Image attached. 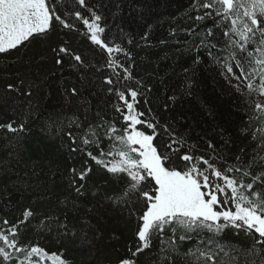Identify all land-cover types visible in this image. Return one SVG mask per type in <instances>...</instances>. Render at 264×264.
I'll return each instance as SVG.
<instances>
[{
	"label": "snow or ice",
	"instance_id": "obj_1",
	"mask_svg": "<svg viewBox=\"0 0 264 264\" xmlns=\"http://www.w3.org/2000/svg\"><path fill=\"white\" fill-rule=\"evenodd\" d=\"M183 16L187 27H171L169 35L187 46L182 52L193 66L217 65L228 85L244 97L252 114L247 116L249 127L240 132L248 135L251 123L258 124L249 137L253 147L233 151L235 145L219 125L199 127L185 116L180 117L182 124L171 118L161 122L159 111L151 107L153 88L134 73L133 49L156 47L150 39L153 25L134 0H0V58L11 60L34 43L47 44L49 51L41 59H52L58 68L68 61L77 74L78 86L63 89L65 104L82 97L100 73L99 87L111 98L113 110L111 116L94 111L83 98L70 115L44 119L45 135H59L62 147L86 159L80 168L70 169L66 194L56 198L54 210L33 206L48 200L45 194L9 219L20 203L12 191L23 196L33 188L29 173L14 170L12 164L22 159L31 122L41 114L31 99L33 81L17 73L15 82L3 85L0 102L7 106L9 100L24 97V106L13 105V115L0 123V264H76L69 247L91 250L100 238L88 215L80 213L89 195L135 219L134 239L115 264H140L142 257L147 264H264V0H189ZM131 20L143 30L129 31L126 21ZM58 33L65 38L50 43ZM72 33L105 54L103 66L72 47ZM183 71L184 82L167 96L172 106L192 95L195 73ZM148 75L163 85L168 71ZM161 109L168 111L169 103ZM92 163L121 190L90 189ZM13 172L15 180L9 175ZM227 229L237 236L243 232L251 242L224 241ZM41 240L55 243L57 250L50 251Z\"/></svg>",
	"mask_w": 264,
	"mask_h": 264
},
{
	"label": "trees",
	"instance_id": "obj_2",
	"mask_svg": "<svg viewBox=\"0 0 264 264\" xmlns=\"http://www.w3.org/2000/svg\"><path fill=\"white\" fill-rule=\"evenodd\" d=\"M144 7L147 21L153 25L151 41L156 47L151 49H133L136 56V67L134 73L137 78L143 77L153 92L150 95L153 111H159L161 122L169 118L175 120L177 124H182L181 116H185L191 122L195 119L199 127L209 128L219 125L225 131L228 138L235 145L233 151H237L242 146L251 148L254 144L249 143L252 130L258 127L256 122L251 123L248 135H241V128H248L247 116L252 113L245 103L244 97L240 96L235 89L231 88L221 69L210 62H204L193 66L191 60L182 50L187 46L177 44L174 38L169 35L171 27H187L186 17L183 16L188 7L189 0H134ZM128 9H125L127 16ZM135 15V14H133ZM127 28L133 33L141 32L142 26L136 20L126 21ZM82 27V26H81ZM66 31V30H65ZM65 37L59 33L54 35L50 43L56 44ZM161 39L168 43L160 45ZM179 39H184L181 33ZM72 47L88 57L98 67L103 66L105 54L95 46L90 45L86 37L71 34ZM191 39L189 40V45ZM49 51L47 44L34 43L28 49H24L14 55L11 60L0 58V93L3 85L8 82H15L16 74L20 73L33 81L36 87L33 88L35 95L31 98L33 104L38 105L41 114L39 118L31 122V132L23 142L21 149L22 159L19 164L13 161L12 167L21 173H29V182L33 188L23 193L12 191V198L19 199L17 208L10 210L8 218L14 219L19 215L20 210L32 203V201L45 194L48 200H37L34 207L44 210L55 209L56 198L65 195L70 169L80 168L85 156L70 154L66 147L61 146V137L56 135L51 138L41 131L44 119L51 115L53 118L61 115H70L83 104V98L91 101L93 110L107 112L109 116L113 114L110 100L105 93L101 92V81L98 79L100 73L96 74V84L91 88H86L82 92V97L73 98L71 105H66L63 99V89L76 84L78 86L77 74L69 67L66 61L62 68H58L52 59H41ZM165 55L168 59H162ZM15 61V62H13ZM5 64L9 66L4 67ZM184 68L189 69L191 75V96L182 98L175 106L167 101V96L172 94V90L184 82ZM105 72L110 70L104 68ZM168 75L164 76L165 71ZM159 72L164 76L165 83L162 85L158 80L153 79L148 74ZM165 87L167 92L165 93ZM96 92V95H92ZM24 97L9 100L8 105L0 102V123H6L13 115L12 106L20 104L24 106ZM169 103V110L161 109L162 103ZM211 113V115H209ZM16 115L20 118V110ZM259 135V133H257ZM3 155V153H0ZM74 157V158H73ZM91 163V162H90ZM94 172L88 181L89 188L94 190L99 187L102 192L116 193L121 189L117 184L108 179L107 174L99 169L94 163L91 164ZM33 172L35 175H33ZM12 180L16 179L15 173L9 174ZM88 208L92 211L89 213ZM81 215H88L91 223L99 229L100 238L94 241V248L91 250L69 247V254L75 259L76 264H115L120 256H124L127 245L134 239L133 231L135 219H129L126 211L114 207L110 202L102 197H92L89 195L83 201L80 208ZM92 233H89L91 236ZM118 237V239H115ZM39 239V237H37ZM223 240L247 246L251 241L245 237L243 232L238 236L234 235L233 229H227ZM40 243L50 251L57 250L58 245L47 240ZM140 264H147L146 258H141Z\"/></svg>",
	"mask_w": 264,
	"mask_h": 264
}]
</instances>
